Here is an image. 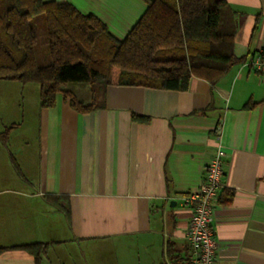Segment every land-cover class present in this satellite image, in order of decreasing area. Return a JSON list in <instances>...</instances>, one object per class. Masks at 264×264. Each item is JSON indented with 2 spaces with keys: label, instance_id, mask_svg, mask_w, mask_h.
I'll return each mask as SVG.
<instances>
[{
  "label": "crops",
  "instance_id": "0c3cea01",
  "mask_svg": "<svg viewBox=\"0 0 264 264\" xmlns=\"http://www.w3.org/2000/svg\"><path fill=\"white\" fill-rule=\"evenodd\" d=\"M44 1L95 16L117 39L146 9V0ZM225 2L234 54L246 60L214 85L196 76L185 90L109 85L79 112L61 93L41 107L38 84L29 102L20 85L31 83L0 80V264H49L58 249L69 264H190L184 196L219 148L214 264H264V73L248 64L264 51V0ZM28 243L48 245L37 262L11 248Z\"/></svg>",
  "mask_w": 264,
  "mask_h": 264
},
{
  "label": "trees",
  "instance_id": "16d2710c",
  "mask_svg": "<svg viewBox=\"0 0 264 264\" xmlns=\"http://www.w3.org/2000/svg\"><path fill=\"white\" fill-rule=\"evenodd\" d=\"M38 14L45 20L49 62L44 65L36 61L30 23ZM235 31V14L225 0H146L144 13L122 39L66 2L0 0V80L37 83L41 107L53 106L61 93L74 110L90 111L109 85L185 90L192 76L214 85L246 60L234 54ZM70 83L87 85L91 102L65 89ZM47 246L11 248L37 262Z\"/></svg>",
  "mask_w": 264,
  "mask_h": 264
},
{
  "label": "built area",
  "instance_id": "2783aa9c",
  "mask_svg": "<svg viewBox=\"0 0 264 264\" xmlns=\"http://www.w3.org/2000/svg\"><path fill=\"white\" fill-rule=\"evenodd\" d=\"M248 64L258 73H264V51L251 54ZM224 151L219 148L204 167L199 187L184 196L190 209V219L185 231L189 246L190 264H214L215 239L213 232V206L219 200L224 175Z\"/></svg>",
  "mask_w": 264,
  "mask_h": 264
},
{
  "label": "rangeland",
  "instance_id": "374dc122",
  "mask_svg": "<svg viewBox=\"0 0 264 264\" xmlns=\"http://www.w3.org/2000/svg\"><path fill=\"white\" fill-rule=\"evenodd\" d=\"M30 23L32 27L34 28V31L36 34V43L34 47L36 61L40 65L47 64L49 62V55H48L44 14H38L34 16L30 20ZM16 84L20 85L19 83H16ZM20 86H26L25 95L27 97V101L33 102L36 100V96L33 92V87H37L38 86L37 83H31V84L20 85ZM66 89L72 90L75 93L77 99L82 100V101L83 100L89 101V89L87 85H82L78 83H70L67 85ZM7 93L8 92L1 89L0 87V106H1V102H3V99H5V97L8 98ZM1 127H2V124H0V128ZM28 133L32 134V125L30 126V130L28 127ZM56 254H57V257L53 256L52 250L49 252L48 254L49 264H69L68 258H66L65 256L63 257V254L59 249H58V252L56 251ZM75 254L77 255L78 253L76 252Z\"/></svg>",
  "mask_w": 264,
  "mask_h": 264
}]
</instances>
